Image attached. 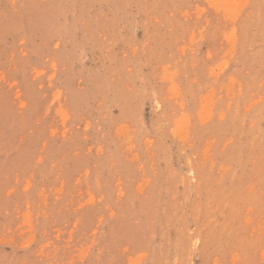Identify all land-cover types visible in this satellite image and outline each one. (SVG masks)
<instances>
[{
	"label": "rangeland",
	"instance_id": "1",
	"mask_svg": "<svg viewBox=\"0 0 264 264\" xmlns=\"http://www.w3.org/2000/svg\"><path fill=\"white\" fill-rule=\"evenodd\" d=\"M0 264H264V0H0Z\"/></svg>",
	"mask_w": 264,
	"mask_h": 264
}]
</instances>
